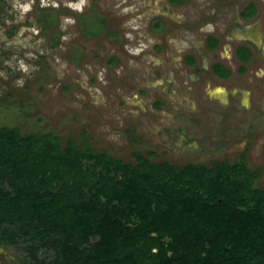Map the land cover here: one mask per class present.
<instances>
[{
  "label": "rangeland",
  "instance_id": "rangeland-1",
  "mask_svg": "<svg viewBox=\"0 0 264 264\" xmlns=\"http://www.w3.org/2000/svg\"><path fill=\"white\" fill-rule=\"evenodd\" d=\"M1 127L128 164L148 152L176 166L245 156L264 189V0H0ZM88 170L74 174L84 189ZM34 244L0 230V264H31Z\"/></svg>",
  "mask_w": 264,
  "mask_h": 264
},
{
  "label": "trees",
  "instance_id": "trees-1",
  "mask_svg": "<svg viewBox=\"0 0 264 264\" xmlns=\"http://www.w3.org/2000/svg\"><path fill=\"white\" fill-rule=\"evenodd\" d=\"M255 14L254 5L242 13ZM217 45L208 40L210 49ZM237 55L248 62L252 53L242 47ZM212 71L231 76L221 64ZM154 156L135 153L128 164L75 142L64 147L53 135L1 127L0 182L10 187L0 188L1 241L30 237L31 264H264L260 169L245 156L211 166ZM86 165L93 175L84 189L75 178ZM41 249L52 256L40 258Z\"/></svg>",
  "mask_w": 264,
  "mask_h": 264
},
{
  "label": "crops",
  "instance_id": "crops-1",
  "mask_svg": "<svg viewBox=\"0 0 264 264\" xmlns=\"http://www.w3.org/2000/svg\"><path fill=\"white\" fill-rule=\"evenodd\" d=\"M251 5H253V4H251ZM248 6H250V5H248ZM248 6H247V7H248ZM247 7H246V8H247ZM246 8H245V9H246ZM255 8H256V7H255ZM245 9H244V10H245ZM256 12H257V11H256ZM242 13H243V12H242ZM255 16H256V14H255ZM255 16L245 18V17H243V15H242V17L245 18V19H250V18H253V17H255ZM216 40H217V39H216ZM208 47H209V46H208ZM217 47H218V45H217ZM217 47H216V48H217ZM242 47H246V46H240V47H238V48L236 49V56L238 57L239 60H241V59H240L239 56L237 55V51H238L239 48H242ZM216 48H215V49H216ZM246 48H248V49L251 51V53H252V50H251L249 47H246ZM212 50H214V49H212ZM251 57H252V56H251ZM250 59H251V58H250ZM241 61L244 62L243 60H241ZM244 63H246V62H244ZM222 66H223V65H222ZM226 69H227V68H226ZM229 71H230V70H229ZM242 71H243V69H242ZM221 79H222V78H221Z\"/></svg>",
  "mask_w": 264,
  "mask_h": 264
}]
</instances>
